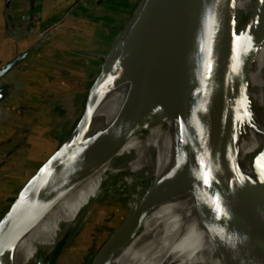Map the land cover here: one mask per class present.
Wrapping results in <instances>:
<instances>
[{"label": "water", "instance_id": "water-1", "mask_svg": "<svg viewBox=\"0 0 264 264\" xmlns=\"http://www.w3.org/2000/svg\"><path fill=\"white\" fill-rule=\"evenodd\" d=\"M143 1L139 18L127 38L107 55L90 86L91 89L100 79L109 60L110 66L114 65L134 38H142L138 55L140 71L125 102L126 110L102 139L80 151L75 141L86 129L85 101L78 121L65 140L0 203V252L5 249L1 245L7 225L18 212L36 200L64 192L94 172L137 131L162 66L167 67L166 78L175 86L176 95L189 101V106L192 98L204 119L213 157L211 162L205 159L204 146L187 149L181 181L171 188L160 186L155 194L174 197L186 183L193 190L197 217L227 264H264V140L244 156V164L257 177L247 186L240 180L237 158L228 154L242 114L249 108L251 115L261 114L247 89L251 86L250 68L264 40V0L255 1L252 21L243 39L234 22V0H137L127 23ZM10 2L5 0L6 8ZM53 30L40 33L39 41L45 40ZM32 51L30 47L0 66V108L10 97V86L2 82L4 77ZM119 73L118 80L127 72ZM261 127L264 131V121ZM148 198L149 194L143 196L140 204ZM126 223L127 216L101 242L89 264H99L113 254L119 244L132 237L141 222L124 232ZM76 225L69 229L67 237ZM14 239L15 236L6 238L10 243L4 250L5 255ZM4 263L2 259L0 264Z\"/></svg>", "mask_w": 264, "mask_h": 264}, {"label": "bare ground", "instance_id": "bare-ground-1", "mask_svg": "<svg viewBox=\"0 0 264 264\" xmlns=\"http://www.w3.org/2000/svg\"><path fill=\"white\" fill-rule=\"evenodd\" d=\"M255 1L234 0V22L241 39L249 30ZM143 3L117 35L111 54L127 38ZM142 43V38H134L114 65L110 66L108 61L100 79L89 89L86 129L75 141V147L80 151L102 139L126 110L125 102L140 71L138 55ZM166 69L160 66L137 131L107 162L64 192L30 203L9 221L1 246L6 250L10 243L6 238L15 236V239L6 255L4 250L0 252V262L3 259L4 264H58L66 250L69 229L77 223L83 225L96 201L105 195L113 196L114 188L126 183L128 187L135 185L136 192H129L124 232L141 223L132 237L119 244L116 251L99 264H227L196 215L190 186L185 183L174 197L155 194L160 186L171 188L181 181L187 149L204 146L205 159L211 162L213 157L204 119L194 107L192 98L189 106V101L176 95L175 86L166 78ZM124 71L126 75L118 80L119 72ZM249 80L251 86L247 94L261 114L258 117L251 115L250 108L242 114L236 130L240 128L228 152L229 156L237 158L239 177L244 186L257 180L255 173L244 164V156L264 140L261 127V121H264V40L253 60ZM147 194L149 198L140 204Z\"/></svg>", "mask_w": 264, "mask_h": 264}, {"label": "crops", "instance_id": "crops-1", "mask_svg": "<svg viewBox=\"0 0 264 264\" xmlns=\"http://www.w3.org/2000/svg\"><path fill=\"white\" fill-rule=\"evenodd\" d=\"M73 1L11 0L10 6L6 8L5 0H0V66L33 47L32 53L2 81L10 86V97L0 108V132L9 129L11 133L8 132L7 140L0 142V150L4 153L0 156V175L6 176L8 170L13 174L25 171L26 175L29 169L24 170L27 163H23V160L29 155L26 143L31 137V122L40 117L37 111L40 113L41 108L37 101L42 97H73L83 93L79 84L87 80L85 75L90 76V72L98 73L102 54L108 48L114 27L127 22L137 4V0L87 1L90 13L82 16L72 13L59 28L40 42L42 30L54 23ZM65 49L69 54L72 53L71 58L75 57L72 60L76 61L71 62L76 68L55 61L59 60L58 57L63 58L61 52ZM55 110L58 111L57 108ZM53 120L49 127L57 122ZM47 134L43 145L49 144ZM60 140L54 141L55 147L49 154H38L41 157L31 154V158H35L31 160L34 168L35 164L42 163L59 146Z\"/></svg>", "mask_w": 264, "mask_h": 264}, {"label": "rangeland", "instance_id": "rangeland-1", "mask_svg": "<svg viewBox=\"0 0 264 264\" xmlns=\"http://www.w3.org/2000/svg\"><path fill=\"white\" fill-rule=\"evenodd\" d=\"M126 23L127 22L118 23L117 26L114 27L111 41L108 42V48L101 57L102 64L110 53L117 35ZM61 53L63 54V58H58L63 60L62 63L70 68H76L71 62V60L75 58H71L72 53L69 54L66 49ZM68 69L66 68V70ZM99 71L100 69H98V73ZM90 73V76L85 75L86 78L88 77L87 80H83L81 84H79L83 93L74 95L73 97L60 96L62 99L58 97V95L56 97L52 96L51 98L42 97V99L37 101V105L41 108L40 113L37 111V114L40 117L37 120H34V122H31V137L26 143L29 155L23 160V163H27L26 166H24V170H29H27L26 175L25 171H17L13 174L10 173V170H8L9 173L6 174V176H3V174L0 175V203L8 196L15 186L23 181L22 178L24 179L25 177L27 178L32 175L44 162L35 164L34 168L33 161L31 160L35 158H31V154L34 153L35 156L39 157L49 154L48 152L55 147L54 141L56 139H63L62 141H64L69 135L83 111L90 86L98 74H94L93 72ZM53 97H55V99ZM97 100L99 101L100 99L98 98ZM55 104H58L59 106L56 107ZM55 108H57L58 111L55 110ZM55 118L57 119L55 120ZM51 120L55 122L53 123V127H49ZM60 130L64 131H62L61 134H58ZM8 132L11 133V130L7 129L0 132V142L8 139ZM45 133H48L46 136L49 144L43 145ZM59 135H61V138L58 137ZM62 141L60 140V142ZM58 142H56V145ZM38 154L43 155L40 156ZM3 155V151L0 150V156ZM129 192L130 194H135V185L128 187L126 183L119 184L114 188L113 196L110 197V195H105L92 205L90 213L83 225L79 226V223H77L71 234H69L70 236L66 241V250L61 254L58 264H89L101 242L123 220L124 215L129 209Z\"/></svg>", "mask_w": 264, "mask_h": 264}, {"label": "built area", "instance_id": "built-area-1", "mask_svg": "<svg viewBox=\"0 0 264 264\" xmlns=\"http://www.w3.org/2000/svg\"><path fill=\"white\" fill-rule=\"evenodd\" d=\"M87 1L90 0H75L67 10L52 24L44 28L41 35L60 27L61 24L72 14L76 13L78 16L86 15L90 13L89 6H87Z\"/></svg>", "mask_w": 264, "mask_h": 264}, {"label": "trees", "instance_id": "trees-1", "mask_svg": "<svg viewBox=\"0 0 264 264\" xmlns=\"http://www.w3.org/2000/svg\"><path fill=\"white\" fill-rule=\"evenodd\" d=\"M74 1H75V0H74ZM74 1H73V2H74ZM73 2H72V3H73ZM72 3H71V4H72ZM67 19H68V18H67ZM67 19H66V20H67ZM63 23H64V22H63ZM55 61H57V63H62V62H63V61L60 60V59H59V60L56 59ZM40 111H41V109H40ZM40 111H39V112H40Z\"/></svg>", "mask_w": 264, "mask_h": 264}]
</instances>
